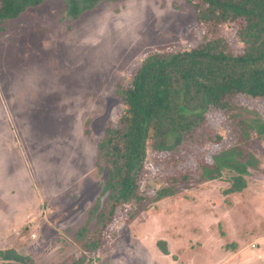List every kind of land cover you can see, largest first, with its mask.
Segmentation results:
<instances>
[{
  "label": "rangeland",
  "instance_id": "obj_1",
  "mask_svg": "<svg viewBox=\"0 0 264 264\" xmlns=\"http://www.w3.org/2000/svg\"><path fill=\"white\" fill-rule=\"evenodd\" d=\"M197 25L185 0L103 1L77 20L64 0H46L0 22V250L34 264L79 255L73 235L105 178L98 143L123 109L117 83L151 52L196 45ZM224 35L241 49L231 25ZM212 122L223 142L206 147L207 157L234 143L220 117ZM246 147L260 165L243 191L223 193L225 171L221 180L149 202L131 221L116 219L89 264H264V141Z\"/></svg>",
  "mask_w": 264,
  "mask_h": 264
},
{
  "label": "trees",
  "instance_id": "obj_2",
  "mask_svg": "<svg viewBox=\"0 0 264 264\" xmlns=\"http://www.w3.org/2000/svg\"><path fill=\"white\" fill-rule=\"evenodd\" d=\"M45 1L0 0V22ZM103 1L117 0H64L67 17L77 20ZM185 1L194 10L201 40L189 49L167 46L149 53L126 82L117 83L123 109L98 143L97 166L105 173L100 197L73 235L79 255L57 264H89L88 253L113 235L116 219L124 215L131 221L149 202L221 180L225 171L231 176L223 193H239L250 169H259V159L246 146L252 139L264 141V0ZM226 25L235 29L239 51L226 39ZM216 116L230 128L234 143L207 157L206 147L223 142L212 122ZM157 245L169 254L165 241ZM0 260L34 264L14 249L0 250Z\"/></svg>",
  "mask_w": 264,
  "mask_h": 264
},
{
  "label": "crops",
  "instance_id": "obj_3",
  "mask_svg": "<svg viewBox=\"0 0 264 264\" xmlns=\"http://www.w3.org/2000/svg\"><path fill=\"white\" fill-rule=\"evenodd\" d=\"M169 255V254H168ZM168 255H166V256H168Z\"/></svg>",
  "mask_w": 264,
  "mask_h": 264
}]
</instances>
